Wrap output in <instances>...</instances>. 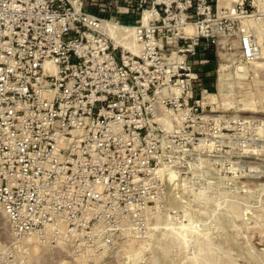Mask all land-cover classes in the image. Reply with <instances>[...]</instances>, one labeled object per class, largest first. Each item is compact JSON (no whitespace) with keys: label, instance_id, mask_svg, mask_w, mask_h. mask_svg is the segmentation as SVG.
Instances as JSON below:
<instances>
[{"label":"built area","instance_id":"obj_1","mask_svg":"<svg viewBox=\"0 0 264 264\" xmlns=\"http://www.w3.org/2000/svg\"><path fill=\"white\" fill-rule=\"evenodd\" d=\"M220 1L0 0V210L14 238L91 241L143 115L209 91L202 42L226 32L239 61L264 54V27L259 42L234 25L253 0Z\"/></svg>","mask_w":264,"mask_h":264},{"label":"rangeland","instance_id":"obj_2","mask_svg":"<svg viewBox=\"0 0 264 264\" xmlns=\"http://www.w3.org/2000/svg\"><path fill=\"white\" fill-rule=\"evenodd\" d=\"M255 6L257 20L246 19L260 42L264 0ZM224 34L194 56L220 96L143 115L133 162L112 163L119 173L88 225L91 241L14 238L0 210V264H264V54L239 61L237 35ZM220 64L231 73L221 93ZM150 101L160 110L165 99Z\"/></svg>","mask_w":264,"mask_h":264},{"label":"bare ground","instance_id":"obj_3","mask_svg":"<svg viewBox=\"0 0 264 264\" xmlns=\"http://www.w3.org/2000/svg\"><path fill=\"white\" fill-rule=\"evenodd\" d=\"M258 1L259 0H253V5L255 6V4H256V6H257V3H258ZM219 3H223V1H220L219 0ZM256 6H255V8H256ZM258 7V6H257ZM258 9H259V7H258ZM262 11H264V10H262ZM252 14V12L251 13H249L247 16H241V17H243V23L245 24V25H247L248 27L251 25L250 24V22H252V20H247L246 18H249L250 17V15ZM239 18H240V16H239ZM250 18H257V17H250ZM145 20V18H142V22H145L144 21ZM242 20V19H241ZM255 20H257V19H255ZM212 23H215L214 22V20L212 21ZM188 25V24H187ZM186 31H194V26H185V28H184ZM222 34V33H221ZM222 36V35H221ZM238 54H239V51H238ZM225 56H227L228 58L227 59H230V58H233V56H232V54L231 53H226L225 52ZM263 55H261L257 60H259L261 57H262ZM257 60H255V61H257ZM228 61V60H227ZM255 61H253V62H255ZM253 62H251V64H253ZM229 76H231V73H230V68H229V66H227V65H224V64H220L219 65V68H218V70H217V79H216V82H217V91L219 92V93H221V91H222V89H221V87L223 86L222 85V83H223V80H225V79H227V78H229ZM226 81V80H225ZM226 86V85H225ZM177 90L178 89H174V92L176 93L177 92ZM211 92H207V94H204V96L202 97L204 100H209V102L210 101H214L215 100V98L217 97L218 98V96H220V94H218V96L216 95H214V94H210ZM177 94V93H176ZM167 177H168V179L170 178V174H167Z\"/></svg>","mask_w":264,"mask_h":264}]
</instances>
